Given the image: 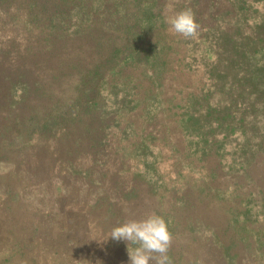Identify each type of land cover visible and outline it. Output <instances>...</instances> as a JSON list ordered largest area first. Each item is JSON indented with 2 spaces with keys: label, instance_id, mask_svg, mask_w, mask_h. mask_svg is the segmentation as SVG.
<instances>
[{
  "label": "rangeland",
  "instance_id": "1",
  "mask_svg": "<svg viewBox=\"0 0 264 264\" xmlns=\"http://www.w3.org/2000/svg\"><path fill=\"white\" fill-rule=\"evenodd\" d=\"M186 9L194 38L167 23ZM246 72L264 82V0H0V108L37 142L20 166L50 178L57 140L111 190L95 180L93 205L33 208L13 190L28 177L0 166V264H129L108 236L152 214L170 264H264V110L242 106Z\"/></svg>",
  "mask_w": 264,
  "mask_h": 264
},
{
  "label": "trees",
  "instance_id": "2",
  "mask_svg": "<svg viewBox=\"0 0 264 264\" xmlns=\"http://www.w3.org/2000/svg\"><path fill=\"white\" fill-rule=\"evenodd\" d=\"M247 76H245L243 78V90L244 91H248V94H250L251 96H255V98L250 102L244 101L242 106H255V105H259L260 107L263 108L264 110V100H259L256 97V94L258 92H264V82H261L260 80H258V78H254V76H251L248 74V72H246ZM166 103L170 102V99H166L165 100ZM19 102L15 103L14 106H18ZM18 111V108L16 109ZM167 117H169V114L166 115ZM261 119H264V116L261 117ZM14 123V125L17 127V131H15V136L12 135H8L9 137L5 136V131L7 129V132L9 131V124ZM219 126L222 125V122H217ZM12 129V128H11ZM73 132H70V134H68L69 136L72 135ZM35 135V133H34ZM32 134L31 137H27L25 138V136H21V131H20V118H19V114L16 113L14 114V112H10V113H3L2 108H0V166L2 167H13L14 169H17L20 171L21 174H24L28 177V179L25 181V186H17V187H13V190L15 191L16 195L20 198V199H24L25 202H27L28 204H32L33 208L35 202H33L31 200V198L28 196L27 193V189L28 187H32V186H45V184L47 182H49L50 180H52V177H54L56 174L57 175V171H60V169L64 170H68L70 168H72L73 170H75V167H78V170H82L84 173V177L85 180H89L91 182H94L95 180L98 181V183H101L103 185L106 186H102L103 188L108 190V195L111 193V190H109L107 188V186H109L108 181L106 180L107 176H105L106 174L104 173H96L95 170L93 171L92 169L85 168L84 163L82 161H78V159H69V160H64L63 157L61 156V152L59 151V149H63L61 147L60 144H57L56 141L57 140H52L50 141L49 147L47 148L48 153L50 154V156L53 157L54 160V169H53V174L51 175L50 178H44L41 174H36V172H34V174H36L34 176V180L31 181L30 178V173L32 172L30 168H25L20 166L21 165V161H18L17 159L20 156V153L23 154V157L26 156V153L28 152H35V148L37 145V142H35ZM84 136V135H83ZM82 136V137H83ZM22 137V138H21ZM80 137V138H82ZM60 139V138H59ZM58 139V141H59ZM81 146H79V142H77V145L74 148H70L67 151L68 152H76L78 151V148H80ZM5 148L7 150V152L5 153ZM79 152H83L82 148L81 151ZM47 153V152H46ZM47 153V154H48ZM60 156L62 157L63 160H61ZM83 154L81 156H76V158H82ZM115 166V165H114ZM33 173V172H32ZM108 175V174H107ZM99 190V188H98ZM98 190L95 192L94 191V201H92V203H86V204H91L93 205V203L98 202L100 200V194H98ZM106 193V194H107ZM31 205V206H32ZM51 206L49 205H45L43 209H47ZM56 210H59L60 208H54ZM251 232V231H250ZM177 233V232H176ZM179 233V232H178ZM175 234V233H174ZM190 234V233H189ZM200 239L204 238L203 233H200ZM217 236L214 237V245L212 244V246H210V248L213 249H217L219 253H221L223 250V252H225L226 249H229L226 244L224 243V241L222 240L220 233L216 234ZM254 236L253 235H248L247 238V243L245 246H251V244H255L254 241ZM199 240V239H197ZM199 242V241H197ZM114 245L112 247H114L115 250L119 251V253L121 252V250L124 252V257L126 256L125 254H127L128 251V242L120 240L117 243H113ZM206 242L201 243V249H199V252L206 247ZM130 247V245H129ZM190 247V246H188ZM183 249V248H182ZM181 250V249H180ZM55 254L58 253L57 250H55ZM196 251V250H195ZM173 251H171L170 255L172 254ZM197 254V252H194ZM217 253V252H215ZM121 260V258L119 259ZM197 261V258H195L194 260H188V264H195ZM101 263L102 264H111L113 263L112 260H108L105 257H103L101 259ZM237 264H241V258L239 255V261H236Z\"/></svg>",
  "mask_w": 264,
  "mask_h": 264
},
{
  "label": "clouds",
  "instance_id": "3",
  "mask_svg": "<svg viewBox=\"0 0 264 264\" xmlns=\"http://www.w3.org/2000/svg\"><path fill=\"white\" fill-rule=\"evenodd\" d=\"M170 31L184 38H194L199 25L190 9L182 10L167 18ZM128 242L129 264H170L167 253L172 234L166 220L159 215H148L144 219L129 220L114 227L108 238ZM137 245L134 249L129 245Z\"/></svg>",
  "mask_w": 264,
  "mask_h": 264
},
{
  "label": "crops",
  "instance_id": "4",
  "mask_svg": "<svg viewBox=\"0 0 264 264\" xmlns=\"http://www.w3.org/2000/svg\"><path fill=\"white\" fill-rule=\"evenodd\" d=\"M11 169L15 173L18 172L13 167ZM54 175L45 186H32L27 189L28 196L39 207L49 205L52 208H71L94 201L93 195L94 191H97V186L94 189L93 182L85 180L83 171L78 170V167H75V170L72 168L64 171L60 169L57 171V175ZM35 206L34 208H36ZM54 213L57 214L58 212Z\"/></svg>",
  "mask_w": 264,
  "mask_h": 264
}]
</instances>
